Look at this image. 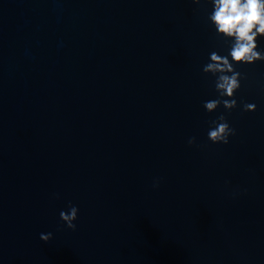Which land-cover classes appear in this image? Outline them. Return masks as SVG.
Listing matches in <instances>:
<instances>
[{
    "label": "water",
    "instance_id": "1",
    "mask_svg": "<svg viewBox=\"0 0 264 264\" xmlns=\"http://www.w3.org/2000/svg\"><path fill=\"white\" fill-rule=\"evenodd\" d=\"M210 10L0 0V264H264V61L205 111ZM220 113L227 144L206 135Z\"/></svg>",
    "mask_w": 264,
    "mask_h": 264
},
{
    "label": "clouds",
    "instance_id": "2",
    "mask_svg": "<svg viewBox=\"0 0 264 264\" xmlns=\"http://www.w3.org/2000/svg\"><path fill=\"white\" fill-rule=\"evenodd\" d=\"M192 3L200 5L201 0H192ZM205 3L211 9L206 13V22L215 35L222 38L225 54L213 50L202 65V72L214 78L216 92V97L204 101L202 106L207 112H213L221 105L229 111L237 106L235 93L244 78L235 66L264 61V48L258 44V40L264 38V0H205ZM255 109L254 103L241 102L242 111ZM208 124L207 139L214 144H227L229 137L235 135V129L230 127L223 113ZM187 143L194 144L195 138L189 137ZM158 184L159 180L154 179L153 187ZM77 214L78 208L69 203L66 211L59 212V218L67 228L75 229ZM51 235L41 233L40 239L47 241Z\"/></svg>",
    "mask_w": 264,
    "mask_h": 264
}]
</instances>
